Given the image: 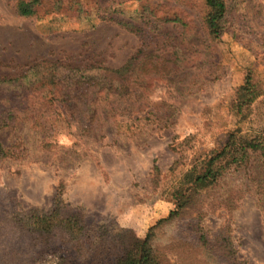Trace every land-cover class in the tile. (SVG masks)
<instances>
[{"label":"rangeland","instance_id":"374dc122","mask_svg":"<svg viewBox=\"0 0 264 264\" xmlns=\"http://www.w3.org/2000/svg\"><path fill=\"white\" fill-rule=\"evenodd\" d=\"M18 1L0 0V76L41 59L117 68L136 52V120L120 110L91 133L63 116L45 138L30 121L0 133L12 151L0 159V264L87 263L61 230L44 234L26 224L52 208L58 188L64 215L125 231L133 243L175 208L171 187L193 161L233 131L264 138V0H228L227 29L213 41L201 26L202 0H39L28 17L17 13ZM146 2L181 12L188 25L142 19ZM117 13L136 16L140 30L107 19ZM176 52L177 70L173 62H140ZM248 71L260 95L238 114L235 93ZM194 220L232 240L247 264H264V158L251 155L157 228L153 246L166 263H219L185 231Z\"/></svg>","mask_w":264,"mask_h":264},{"label":"trees","instance_id":"16d2710c","mask_svg":"<svg viewBox=\"0 0 264 264\" xmlns=\"http://www.w3.org/2000/svg\"><path fill=\"white\" fill-rule=\"evenodd\" d=\"M227 1L202 0L201 26L211 41L220 38L227 29ZM38 4L39 0H19L17 13L31 16L36 12ZM143 7L145 13L142 19H153L156 25H188L179 11L161 10V5L150 3L143 4ZM119 16L118 13L111 14L107 19L131 33L136 34L140 30L136 25V16ZM175 54V59H165L148 53L140 62L154 64L155 59V65L165 68L173 62L177 70L181 60L178 52ZM138 60L135 52L124 64L111 68L98 64L79 67L61 59H41L21 74L0 76V133L30 121L45 138L51 134L53 124L58 122L60 116L82 122L83 130L91 133L98 120L106 122L108 119H116L120 110L127 112L128 118H133L134 122L136 116H132L136 115ZM259 95L260 91L248 71L244 82L236 89L233 109L241 114L243 107L251 104ZM116 99H124V105L109 102L99 106L104 100ZM256 153L264 158L263 137L230 132L220 148L193 161L192 166L178 177L176 184L171 187L175 208L167 217L151 226L144 238L136 239L133 243L129 237L124 236L125 231L118 230L119 233L115 234L113 230L97 229L95 223L77 219L74 214L64 215L60 188L54 196L52 208L46 213H32L27 217L26 224L44 234L61 230L64 237L74 242L78 252L85 253L82 260L86 264H168L163 254L153 246L157 228L179 215L194 195L214 187L233 167L242 166ZM10 155L12 151L0 139V159ZM154 169L158 171L156 166ZM184 227L191 235V241L219 262L214 264H247L237 254V249L228 237L219 232L209 235L196 220L185 222Z\"/></svg>","mask_w":264,"mask_h":264}]
</instances>
